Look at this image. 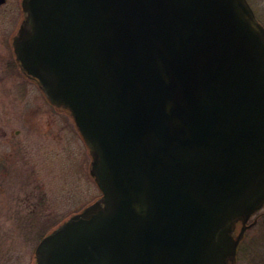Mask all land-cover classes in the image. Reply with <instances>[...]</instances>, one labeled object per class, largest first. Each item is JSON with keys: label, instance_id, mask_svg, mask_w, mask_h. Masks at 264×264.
Returning <instances> with one entry per match:
<instances>
[{"label": "water", "instance_id": "obj_1", "mask_svg": "<svg viewBox=\"0 0 264 264\" xmlns=\"http://www.w3.org/2000/svg\"><path fill=\"white\" fill-rule=\"evenodd\" d=\"M20 6L15 61L71 116L101 192L33 264H237L264 206V27L248 1Z\"/></svg>", "mask_w": 264, "mask_h": 264}, {"label": "rangeland", "instance_id": "obj_2", "mask_svg": "<svg viewBox=\"0 0 264 264\" xmlns=\"http://www.w3.org/2000/svg\"><path fill=\"white\" fill-rule=\"evenodd\" d=\"M19 1L0 5V264H33L40 238L101 195L71 116L8 63L23 18ZM247 1L264 26V0ZM259 213L237 264H264V207Z\"/></svg>", "mask_w": 264, "mask_h": 264}, {"label": "flooded vegetation", "instance_id": "obj_3", "mask_svg": "<svg viewBox=\"0 0 264 264\" xmlns=\"http://www.w3.org/2000/svg\"><path fill=\"white\" fill-rule=\"evenodd\" d=\"M12 53V52H11ZM13 54V53H12ZM11 54V60L8 62L9 64H17V62L15 61V58H14V55H12ZM25 78H27V79H29V80H31V81H33L32 79H30V78H28V77H26L25 76ZM53 108V107H52ZM54 109V108H53ZM56 110V109H55ZM57 110H60V109H57ZM56 110V111H57ZM54 111V110H53ZM61 112H62V110H60ZM260 214V213H259ZM260 216H261V214H260ZM256 217H257V215H256Z\"/></svg>", "mask_w": 264, "mask_h": 264}]
</instances>
